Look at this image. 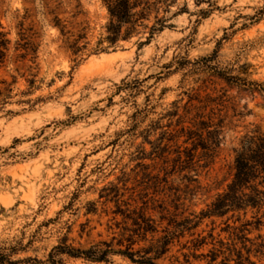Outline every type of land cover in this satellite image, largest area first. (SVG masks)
<instances>
[{"label":"rangeland","instance_id":"1","mask_svg":"<svg viewBox=\"0 0 264 264\" xmlns=\"http://www.w3.org/2000/svg\"><path fill=\"white\" fill-rule=\"evenodd\" d=\"M167 5L172 27L149 45L135 38L97 54L109 23L103 0H0V24L11 41L0 67V244L22 250L14 260L45 262L64 240L83 251L103 243L125 251L135 229L126 217L140 212L154 220L158 234L147 242L135 236L132 248L148 249L168 228L163 217L199 215L226 190L241 137L264 131V95L217 75L230 70L264 86V0ZM79 36L82 51L75 53ZM208 97L216 102L207 104ZM207 105L205 116L216 108L224 121L217 158L207 169L182 171L178 148L191 146L181 129L191 128L198 108ZM252 217L207 219L158 263L211 264L207 256L222 247L217 242L224 251L237 243L228 227L249 220L252 260L264 264V250L257 249L264 227L257 230ZM199 235L208 239L201 249L195 248ZM110 264L132 263L113 256Z\"/></svg>","mask_w":264,"mask_h":264},{"label":"trees","instance_id":"2","mask_svg":"<svg viewBox=\"0 0 264 264\" xmlns=\"http://www.w3.org/2000/svg\"><path fill=\"white\" fill-rule=\"evenodd\" d=\"M204 1L199 0L201 3ZM168 2L169 0H103L109 13V23L106 26L105 35L101 37L93 52L98 54L111 50L116 51L122 43L130 42L135 38L139 39L140 46L149 45L157 35L172 27L170 25L171 19L167 17L171 8L170 5H167ZM163 7H165V15L161 17ZM180 13L184 12L181 11ZM208 14L206 12L204 15L207 16ZM177 15L175 14V16ZM56 26L60 27L59 24H56ZM61 30L64 33L65 28ZM146 35L148 36L145 42H141ZM83 39L79 36L78 40L74 41L75 53L82 51L78 45ZM10 45L11 41L8 34L0 24V67L5 64L8 58ZM86 46L83 47V50L86 49ZM22 49L27 51L28 48L22 47ZM27 56V54H23L21 58L25 59ZM217 75L229 85L237 86L246 93H261L264 95L263 85L234 76L230 70L217 72ZM4 84V82H0V94H2L1 86ZM32 85H34V82L31 83ZM6 91L11 93L10 89H6ZM8 99L9 95L3 101V104H6ZM205 102L212 105L216 100L208 97ZM200 103L202 104L203 101H200ZM208 107L209 105L198 108V114L192 127L181 129L180 134L182 136L180 137L185 138L184 145L191 146L190 149L185 148L184 151H181L182 146L178 148L180 151H178L177 162L180 164L182 171L190 170L192 167L196 168L197 165L200 169H207L217 158L223 141L224 121L219 118L216 108H212L209 116H205L202 111ZM234 153L235 175L226 190L218 194L207 206V209L199 215L190 214L182 220L163 217V221L169 222L168 228L163 232V237L151 240V246L148 249L134 252L132 248L135 245V236L140 237V235H143L142 241L147 242L149 235L158 234L157 228L154 226V220L140 212L136 219L126 217L134 222L135 229L132 231L133 235L128 238L130 244L125 251L115 250L113 246L107 243L83 251L69 246L68 241L64 240L63 243L53 249L47 261L30 259L27 262L63 264L62 258L67 257L73 260H83L90 264H110L111 257L122 256L132 264H159L158 261L170 251L176 240L198 230L207 219H220L229 215L233 217L238 215V221L240 222L241 215L244 219H247L248 214L251 212L252 219L257 225L256 229H261L264 227V131L257 129L242 136L238 147L234 149ZM175 202H177L176 207L179 208L181 198L176 196ZM134 215H137V213L135 212ZM253 224L254 222L246 220V223L240 228L228 227L234 231V241L237 243L229 246L224 251L225 244L217 242L222 247L221 250L214 248L210 252L211 256H207L210 257L211 264H217L221 257H223V260L220 264H231L232 262L235 264H256L252 260L253 250L248 248V243L251 241L248 234H245L248 233V228ZM126 232L130 231L127 230ZM192 236H195V234ZM209 239L213 242L216 240L212 234ZM207 240V238L199 235L198 239L195 240V248L201 249L208 245ZM238 244L242 246L240 249ZM214 247H216L215 244ZM257 249L264 250V244L259 245ZM20 251L22 250L7 248L0 244V264H21L20 260H14V257Z\"/></svg>","mask_w":264,"mask_h":264}]
</instances>
